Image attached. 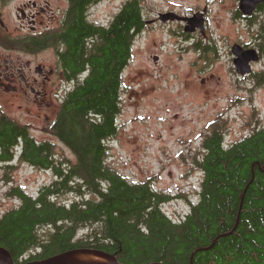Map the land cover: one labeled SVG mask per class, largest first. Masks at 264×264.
I'll use <instances>...</instances> for the list:
<instances>
[{
    "label": "trees",
    "instance_id": "trees-1",
    "mask_svg": "<svg viewBox=\"0 0 264 264\" xmlns=\"http://www.w3.org/2000/svg\"><path fill=\"white\" fill-rule=\"evenodd\" d=\"M67 1L64 31L45 41L31 37L29 47L67 45L62 59L73 85L51 131L76 160L61 159L56 143L39 141L0 106V160L12 168L21 148L20 160L55 175L35 195L12 188L18 205L0 217V246L18 263L90 249L133 264H264V127L224 145V125L213 126L196 162L203 174L199 201L172 218L163 208L170 195L107 163L106 142L119 129L123 73L146 27L145 0H126L106 26L87 15L97 0ZM257 36L264 57V19ZM251 76L264 84V68ZM65 194L74 198L62 200Z\"/></svg>",
    "mask_w": 264,
    "mask_h": 264
},
{
    "label": "rangeland",
    "instance_id": "rangeland-1",
    "mask_svg": "<svg viewBox=\"0 0 264 264\" xmlns=\"http://www.w3.org/2000/svg\"><path fill=\"white\" fill-rule=\"evenodd\" d=\"M30 1L44 6L50 3L59 18L68 8L67 0H0V18L14 36L35 34L27 22L21 30L17 17L18 7ZM125 1L99 0L89 7V19L97 16L95 24H108ZM143 6L146 27L137 34L132 58L123 73L119 129L106 142L107 163L130 181H150L156 190L170 195L163 208L177 220L199 201L203 174L196 162L204 152L208 131L223 124L224 141L229 144L264 127V84H258L251 74L238 73L232 51L237 43L260 44L257 33L264 10L245 14L240 0H145ZM169 11L184 17L204 13V31L196 27L186 32L184 21L162 22L159 14ZM58 24L53 22L51 26ZM43 29L40 26L39 30ZM2 38L7 36L0 30ZM194 45L210 46L212 53L204 55L202 48L201 55ZM3 53L57 68V54L51 48L32 52L18 45L3 51L0 46ZM253 68L263 69L264 58ZM72 85L58 78L50 88V107L37 106L32 94L29 98L12 91L0 95V106L9 117L28 126L39 141L56 143L61 159L75 161L74 153L51 131V123ZM20 151L15 150L10 169L0 160V217L18 205L16 197L10 195L14 186L35 195L41 186L55 180L51 169L20 160ZM73 198V194L61 196L65 201Z\"/></svg>",
    "mask_w": 264,
    "mask_h": 264
},
{
    "label": "flooded vegetation",
    "instance_id": "flooded-vegetation-1",
    "mask_svg": "<svg viewBox=\"0 0 264 264\" xmlns=\"http://www.w3.org/2000/svg\"><path fill=\"white\" fill-rule=\"evenodd\" d=\"M98 1L99 0H97L95 3H97ZM43 4L44 3H39L37 1H30L27 3H23L18 7L17 17L21 19V30L27 26L26 25V22H27L31 31L35 33L34 36L32 35H27V36L12 35L11 33L13 32L12 30H10V26H8V24L5 23L2 18H0V30H2L5 36H7V38L5 39L7 43L2 42L0 40V46L3 51H9V49L10 50L14 49L15 47H18V45L21 48L31 51L29 47V42H30L31 37H35L37 40L44 39L43 41H45L47 37L50 36L51 33H55V37H56V34L60 35L64 31L67 25L66 19H67L68 8H65L62 11V14H60L61 18H59L53 12L50 3L46 2L45 6ZM260 5L257 6V9L253 14H256V12H261ZM161 14L162 12L159 15ZM1 16L2 14L0 12V17ZM48 17H50V19L48 23H46L45 19ZM96 20H97V16H96V19L93 21H96ZM53 22L55 23L59 22V24L57 26L52 27L51 24ZM149 22H152V20L148 21L147 23ZM97 25L106 26L107 24H103V25L97 24ZM40 26L44 27V29L39 30ZM258 40L261 44V40L259 38ZM10 41H13L14 43L10 44L11 43ZM15 42H17L18 45ZM260 44L257 45V43L255 42L251 46H249L248 44L246 45L242 44V45L244 46V48L256 49L261 55V58L259 60L261 61L264 57H263ZM202 47L198 46L197 48V49H200L201 55H202ZM206 47L208 51L203 52V54L207 55L210 52L212 53L211 51L212 48H210V46H206ZM50 48L56 51L57 68L53 66H47L46 64H42V63H33L31 61H23L20 56H18L17 58H14L11 54H5V53L0 54V95L3 94L4 92L7 93V92L12 91L14 93L22 94V95H25L31 98V94H32L33 103H35L37 106H39L40 108H42L43 106L50 107L51 104L49 102L50 101L49 96H50L51 86L55 84L58 78L61 79L62 81H68L66 67L62 59L63 54L67 51V45L65 42L61 41L59 45L57 44L47 45V46L43 45L42 49H39L37 51H32V52H38V51H41L44 49H50ZM157 57L159 58V56ZM255 63L256 62L252 63L253 67ZM254 72H257V71H254ZM40 115L41 114H39V116Z\"/></svg>",
    "mask_w": 264,
    "mask_h": 264
},
{
    "label": "water",
    "instance_id": "water-1",
    "mask_svg": "<svg viewBox=\"0 0 264 264\" xmlns=\"http://www.w3.org/2000/svg\"><path fill=\"white\" fill-rule=\"evenodd\" d=\"M262 3H264V0H240V9L242 10L243 13L251 15L256 11L257 6ZM203 14L204 13H196L192 17H184L174 12H168V13H162L161 15H159V17L161 21L164 23L169 22V21L183 20L186 22L185 31H194L196 27H200L201 30H204L205 22H204ZM232 51H233V54L235 55L234 64H235V67L238 73L241 75L251 74L254 71L252 63L260 60L261 58L260 53L256 49H253V48H244V46L238 43L233 46ZM154 59L158 60L159 58L155 56ZM74 251L100 252L110 257H113L114 259L113 262L101 263V264H133V263L120 262L113 255L106 253V252L98 251V250L83 249V250H73L70 252H74ZM70 252H67V253H70ZM67 253L54 256V257H50L47 259H43V260H35V261H27V262L18 263L14 260L12 254L10 253L8 249H6L3 246H0V264H58L57 259ZM138 264H168V263L155 261V262H145V263H138Z\"/></svg>",
    "mask_w": 264,
    "mask_h": 264
},
{
    "label": "bare ground",
    "instance_id": "bare-ground-1",
    "mask_svg": "<svg viewBox=\"0 0 264 264\" xmlns=\"http://www.w3.org/2000/svg\"><path fill=\"white\" fill-rule=\"evenodd\" d=\"M113 257L91 251H74L57 259L58 264H101L113 262Z\"/></svg>",
    "mask_w": 264,
    "mask_h": 264
}]
</instances>
